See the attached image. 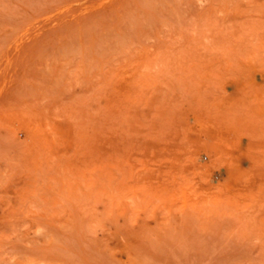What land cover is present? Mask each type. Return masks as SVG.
Listing matches in <instances>:
<instances>
[{
    "label": "rangeland",
    "instance_id": "1",
    "mask_svg": "<svg viewBox=\"0 0 264 264\" xmlns=\"http://www.w3.org/2000/svg\"><path fill=\"white\" fill-rule=\"evenodd\" d=\"M0 264H264V0H0Z\"/></svg>",
    "mask_w": 264,
    "mask_h": 264
}]
</instances>
